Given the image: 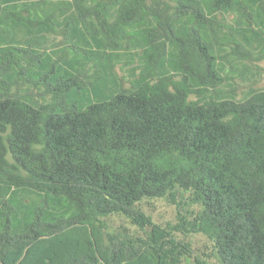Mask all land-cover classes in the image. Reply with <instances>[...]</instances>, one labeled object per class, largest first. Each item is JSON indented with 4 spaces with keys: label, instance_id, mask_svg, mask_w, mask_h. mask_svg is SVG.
Returning a JSON list of instances; mask_svg holds the SVG:
<instances>
[{
    "label": "trees",
    "instance_id": "16d2710c",
    "mask_svg": "<svg viewBox=\"0 0 264 264\" xmlns=\"http://www.w3.org/2000/svg\"><path fill=\"white\" fill-rule=\"evenodd\" d=\"M263 58L264 0H0V264H264Z\"/></svg>",
    "mask_w": 264,
    "mask_h": 264
},
{
    "label": "rangeland",
    "instance_id": "374dc122",
    "mask_svg": "<svg viewBox=\"0 0 264 264\" xmlns=\"http://www.w3.org/2000/svg\"><path fill=\"white\" fill-rule=\"evenodd\" d=\"M233 16H229L232 20ZM229 20V19H228ZM258 64L262 69L260 73L256 74L255 76L249 77V79H236V88H237V98L241 99L244 97L246 92L251 87L256 88H264V58L257 61ZM129 67L127 65L118 64L117 65V72L121 75L127 76L129 72ZM256 73V70L254 69ZM129 85L127 82L126 85ZM144 211L147 214H151L153 219L161 224H167L168 222H174L176 220L177 215V207L174 204L168 203L164 199H157L152 201L151 203L145 202L142 205ZM121 224L129 226L132 230L133 227L127 220L120 216H113L111 218V226L110 230L118 228ZM192 241V257H186L184 264H197L196 258L199 260L206 259V255L212 253V246L210 241L207 237L203 234H194L190 237Z\"/></svg>",
    "mask_w": 264,
    "mask_h": 264
}]
</instances>
